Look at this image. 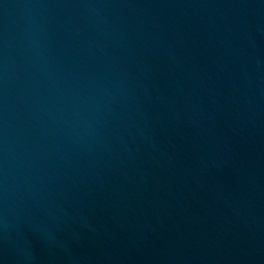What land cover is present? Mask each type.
<instances>
[{"label":"water","instance_id":"water-1","mask_svg":"<svg viewBox=\"0 0 264 264\" xmlns=\"http://www.w3.org/2000/svg\"><path fill=\"white\" fill-rule=\"evenodd\" d=\"M0 264H264V0H0Z\"/></svg>","mask_w":264,"mask_h":264}]
</instances>
